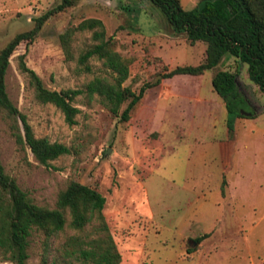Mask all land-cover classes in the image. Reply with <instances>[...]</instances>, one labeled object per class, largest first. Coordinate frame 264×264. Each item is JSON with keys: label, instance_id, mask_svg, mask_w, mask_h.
<instances>
[{"label": "rangeland", "instance_id": "rangeland-1", "mask_svg": "<svg viewBox=\"0 0 264 264\" xmlns=\"http://www.w3.org/2000/svg\"><path fill=\"white\" fill-rule=\"evenodd\" d=\"M61 0H0V49L35 18ZM191 9L198 0H178ZM102 23L103 39L126 61L122 85L137 92L144 86L127 120L113 115L93 94L71 100L78 108L67 124L51 103H42L18 55L53 90L81 89L95 76L111 78L101 60L78 55L98 41V27L78 29L84 19ZM68 33L66 54L60 35ZM205 43L187 42L172 31L149 0H72L51 14L33 40L19 42L4 74L6 94L24 114L35 137L63 143L68 153L47 165L12 134L18 118L0 108V163L4 172L33 203L54 208L57 193L75 180L105 198L101 213L117 251L118 264H264V92L258 90L236 58L223 56L199 75L164 73L177 65L204 59ZM230 70L244 100L240 110L253 116L236 118L230 131L222 99L212 90L216 70ZM65 225L46 236L32 228L26 264H81L65 256L71 235L96 236L94 219L81 231ZM196 243L194 239L200 237ZM0 264H13L0 255Z\"/></svg>", "mask_w": 264, "mask_h": 264}, {"label": "trees", "instance_id": "trees-1", "mask_svg": "<svg viewBox=\"0 0 264 264\" xmlns=\"http://www.w3.org/2000/svg\"><path fill=\"white\" fill-rule=\"evenodd\" d=\"M165 17L173 32L185 34L187 42L205 43L204 59L196 65H177L164 73V77L176 74L199 75L214 68L223 56L236 58L246 66L249 80L264 92V0H198L191 9H183L178 0H149ZM72 4V0L60 3L35 18L34 26L16 33L0 49V108L9 116L18 118L21 130L12 126L15 141L28 147L34 159L43 165L50 160L68 153L63 143L50 142L44 137H35L24 114L20 113L9 100L4 87V74L8 58L19 42L30 43L42 23L53 13ZM98 27L92 38L98 42L83 50L77 62L88 71L86 60L96 57L110 71V79L95 76L81 89L53 90L43 86L36 73L26 66L24 53L18 55V68L26 73L34 89L35 98L42 103H51L63 115L67 124L75 122L78 108L71 104L74 96L84 91L88 96L96 94L113 115L127 120L129 111L144 92L141 86L134 92L122 83L128 75V66L110 42L104 40L102 23L96 18L82 20L78 29ZM63 50L68 54V33L60 36ZM236 75L230 70H216L210 79L212 90L222 99L226 112V127L230 131L236 118L244 117L240 109L244 103L236 85ZM250 113L249 116H253ZM105 198L94 188L71 180L57 193L54 208L38 206L23 192L15 180L7 175L0 163V255L13 264H26L27 237L32 228L40 229L46 236L56 234L65 225V212L69 215L68 226L81 231L92 220L97 221L96 236L81 239L71 235L63 248L65 256H74L81 264H118L120 254L108 232L101 210ZM200 237L194 242L198 243ZM41 264H46L42 258Z\"/></svg>", "mask_w": 264, "mask_h": 264}, {"label": "water", "instance_id": "water-1", "mask_svg": "<svg viewBox=\"0 0 264 264\" xmlns=\"http://www.w3.org/2000/svg\"><path fill=\"white\" fill-rule=\"evenodd\" d=\"M240 113H242V114L245 115V116H249V115H250L249 112H244V111H242V110H240Z\"/></svg>", "mask_w": 264, "mask_h": 264}]
</instances>
